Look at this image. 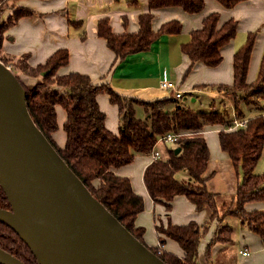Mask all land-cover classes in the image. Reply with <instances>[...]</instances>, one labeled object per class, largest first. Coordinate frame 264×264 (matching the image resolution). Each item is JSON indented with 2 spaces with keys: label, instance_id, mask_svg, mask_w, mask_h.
I'll use <instances>...</instances> for the list:
<instances>
[{
  "label": "trees",
  "instance_id": "trees-1",
  "mask_svg": "<svg viewBox=\"0 0 264 264\" xmlns=\"http://www.w3.org/2000/svg\"><path fill=\"white\" fill-rule=\"evenodd\" d=\"M215 1L229 8L242 0ZM5 2L6 0H0V9ZM128 2L138 5V0ZM204 4V0H147V11L139 13L138 29L132 33H115L108 17L98 18L97 35L105 39L106 46L114 54L110 68L130 54L150 49L161 35L181 32L182 22L177 18L166 19L154 28V11L178 7L187 14H199ZM30 13L31 10L25 6L16 5L0 21V59L22 75L37 78V81L29 85L17 74L26 89L27 109L31 118L92 194L133 235L144 242V227L135 224L137 215L144 210V200L133 190L129 178L115 173L113 169L131 163L138 153H150L158 148L157 135L169 130H181L194 133L179 137L172 146L163 143L164 151L161 156L145 166L143 181L153 201L162 203L167 214L173 198L178 195L185 196L197 211L205 210L207 214L202 222L189 220L176 224L168 220L166 224L155 225L161 242L164 243L166 239L175 241L182 250L180 255L159 250L158 247H148L167 264H199L200 240L215 218L219 224L205 248L207 264H210L213 244L231 240V227L222 225V216L217 215L215 193L205 187L209 148L201 130L206 125H216L221 126L217 132L221 149L226 152L235 170L240 169L241 172V178L235 186L234 207H228L224 212L237 216L249 230L259 236L264 245V210H247L244 207L247 202L264 201V171H256L264 149L263 114L250 116L246 118L244 125L228 129L231 120L223 111L210 108L196 110L171 95L143 99L122 93L107 82L95 83L86 73L70 71L60 74L58 69L69 59L65 47L55 49L43 62L30 65L27 62L28 54L13 55L2 51L8 28ZM122 20L124 23V17ZM236 32L235 18L220 21L217 11L205 14L200 25L189 30V39L179 45L180 51L189 59L180 81L184 80L197 63L217 66L223 58L221 48L234 38ZM255 39L256 32L248 31L244 42L232 54L231 82L216 84L218 90L232 94L234 112L239 119L245 118L241 105L258 106L264 95V52L260 56L254 79L247 80ZM42 72L45 73L42 75ZM101 93H105L109 102L117 107V131L106 126V114L97 101ZM136 105L143 106L145 118L136 116ZM57 106L65 111L62 124L65 140L62 145L53 138V133L59 128ZM177 146L180 149L175 152ZM180 170H186L192 181L177 179L175 174ZM0 206H9L1 187ZM0 247L26 264H37L25 242L1 222Z\"/></svg>",
  "mask_w": 264,
  "mask_h": 264
},
{
  "label": "crops",
  "instance_id": "crops-1",
  "mask_svg": "<svg viewBox=\"0 0 264 264\" xmlns=\"http://www.w3.org/2000/svg\"><path fill=\"white\" fill-rule=\"evenodd\" d=\"M128 1L6 0V7H4L6 15L16 5L25 6L31 10V13L19 18L8 28L3 40L2 51L13 55L26 53L28 54L27 62L30 65H35L43 62L55 49L65 47L68 50L69 59L65 65L58 69V73L62 74L70 71L86 73L95 83L107 82L122 93L135 95L143 99L165 95L172 96L171 89L161 87L164 71L168 80L182 92L183 97L180 100L186 106L192 108V105L186 104L187 94H189L192 104L199 100L201 106L205 105L204 98L201 97L200 93L207 92L211 95L212 100L208 103V108L219 111L224 110L228 112L227 114L231 112L232 115L234 109L232 94L224 90H218L216 84L231 82L232 54L244 42L248 31L256 32L247 71V80L254 79L260 56L264 52V0H242L229 8L223 7L215 0H204L203 10L199 14H187L178 7L156 10L153 19L154 28L166 19L177 18L182 22L181 32L161 35L150 49L130 54L110 68L114 54L106 46L105 39L97 35L96 21L98 18L106 16L109 18L113 32H135L138 29L137 17L139 13L147 11V0H138V5L130 4ZM211 11L219 13L220 21L229 17L235 18L237 20L236 35L221 48L223 58L217 66L211 67L197 63L181 82V77L189 64V59L180 51L179 45L182 42L180 40L189 39V30L198 27L201 18ZM123 17L125 19L124 23ZM74 21L80 23L75 24ZM202 84L206 86L200 87L199 85ZM216 99L228 106L230 111L226 106L223 110L216 107ZM97 101L101 110L106 114V126L112 131H117V107L109 102L105 93L99 94ZM241 108L244 115H246L247 109H250L246 105H241ZM249 112H252V110L250 109ZM256 114L264 115V109ZM253 115L251 114L248 117ZM230 116H227V118ZM248 117L245 116V118ZM64 120L60 124L61 127ZM220 128L216 125H206L201 130V134L209 148L205 187L215 193L216 204L223 191L215 185L219 186L218 183L221 180L226 183L231 178L230 186L233 198L238 173L231 164L226 152L219 145L217 132ZM64 140L65 137L59 144L62 145ZM210 141L213 142V145ZM168 144L170 143H165L166 146ZM210 147L213 150L212 153ZM158 148L163 153L164 145ZM150 161H152L150 153H138L131 163L113 170L119 175L127 176L133 190L143 197L144 210L137 215L135 224L144 227V243L147 246L158 247L159 250L164 249L180 255L182 250L175 241L166 239L164 243L161 242L155 231V225L166 224L168 220L176 224L186 223L189 220L202 222L205 217L203 212L206 211H197L185 196L178 195L173 198L171 209L167 214L162 203L153 201L143 181V170ZM244 207L247 210L262 209L264 208V201L247 202ZM216 223H218L216 219L211 222L208 232L200 240L198 248L199 264H207L205 248L216 228ZM241 237L238 241L240 247L237 249L240 256L239 260L230 258L228 244L231 241L226 243L216 242L211 247L210 264H223L227 261L229 264H264V245L261 243L259 236L246 227Z\"/></svg>",
  "mask_w": 264,
  "mask_h": 264
},
{
  "label": "water",
  "instance_id": "water-1",
  "mask_svg": "<svg viewBox=\"0 0 264 264\" xmlns=\"http://www.w3.org/2000/svg\"><path fill=\"white\" fill-rule=\"evenodd\" d=\"M0 187L9 204L0 206V222L25 242L37 264H167L60 156L31 118L17 73L1 59ZM0 264L26 263L0 247Z\"/></svg>",
  "mask_w": 264,
  "mask_h": 264
},
{
  "label": "rangeland",
  "instance_id": "rangeland-1",
  "mask_svg": "<svg viewBox=\"0 0 264 264\" xmlns=\"http://www.w3.org/2000/svg\"><path fill=\"white\" fill-rule=\"evenodd\" d=\"M4 7H6L5 4H4L3 8L0 9V21H2L5 18L4 16H6V12L4 13ZM187 40H185V41H187ZM181 41L185 42L183 40H180V42ZM14 72L17 73L19 76L21 75L23 80L26 81V83L29 84V85L31 83H34L35 81H37V78L26 77L25 75H22L19 71H16V70H14ZM200 94H201V97L204 98V103H206L205 105L201 106L200 103H199V100H197L195 103L192 104L191 101H190L189 94H187L188 98L186 99V104L192 105V108H194L196 110L209 109L208 108V103H210L212 101L211 100V95L208 94L207 92H203V93H200ZM216 102H217L216 107L221 108V110H223L224 107L226 106V105L218 102V99H216ZM226 107H228V106H226ZM249 107L252 110V112H249L250 109H247V111L245 112L246 113V115H245L246 117H248L251 114L253 115V114H256V113H259L260 111H262L264 109V102L261 101L258 106L250 105ZM135 109H136V116L137 117L145 118V112H144L143 106L136 105ZM228 110H229V107H228ZM223 112H225L226 114L228 113V112H226L224 110H223ZM232 112L235 114L234 109H233ZM230 115H231V112H229V114H227V116H230ZM230 118H233L232 115L229 117V119ZM63 119H65V111L61 107H57V121H58V124H59L60 128L56 132H54L53 138L55 139V141L58 144L61 143L63 141L64 137H65V132L63 131V129H62L61 125H60L62 123ZM210 143L213 145V142L210 141ZM163 145H164L163 143L159 144L160 147H163ZM172 145L173 144H171V143L168 144V146H172ZM210 150H211V153H212L213 150L211 149V147H210ZM256 171L257 172L264 171V149H263L261 157L258 160V163L256 165ZM237 172H238L237 173V180H240V178H241L240 169H238ZM175 176H176L177 179L182 180V181L191 180V177H190V175L188 174V172L186 170L178 171L175 174ZM230 183H231V178H229V180L226 183L223 180H221L218 183L219 186L215 185V187L217 186L219 190L223 191L222 195H220V198L217 199V201H218L217 205H218V208H219V211L217 212V215L222 216V219L220 221V223L222 225H229L231 227V229H232L231 233H230V238H231L230 241H231V243L228 244V247H230L229 250H228V253H230L229 255H230L231 259L239 260L240 256H239V253H238L237 249L240 246L238 245V241H239V237L242 238L241 234L244 233V231L246 229V224L243 223L234 214L224 212L226 210V208L234 207V199L231 196L232 188L230 186ZM262 210H264V208H262ZM203 214H207V212H203ZM215 219H213V220H215ZM218 224L219 223H216V226H218ZM242 230H244V231L241 233ZM223 261H226V260H223ZM223 264H229V262L228 261L227 262H223Z\"/></svg>",
  "mask_w": 264,
  "mask_h": 264
},
{
  "label": "built area",
  "instance_id": "built-area-1",
  "mask_svg": "<svg viewBox=\"0 0 264 264\" xmlns=\"http://www.w3.org/2000/svg\"><path fill=\"white\" fill-rule=\"evenodd\" d=\"M161 87L163 89H171L172 90V96L175 98H179L181 99L183 97V94L181 91H179L172 82H170L166 76V72L163 71V75H162V82H161ZM261 99L264 101V95L261 97ZM232 117L230 118L231 122L230 124L227 126L228 129L234 128V127H239L245 124L246 122V118H237V116H235L234 113H232ZM194 132L192 131H181V130H177V131H173V130H169L166 131L162 134H159L156 136V142L157 144L159 143H174L177 141V139L181 136L184 135H189V134H193ZM161 151L159 148H155L154 150H152L150 152L152 160L159 158L161 156Z\"/></svg>",
  "mask_w": 264,
  "mask_h": 264
}]
</instances>
